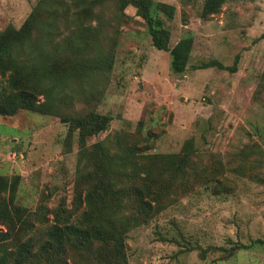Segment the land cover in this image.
<instances>
[{"label":"rangeland","instance_id":"rangeland-1","mask_svg":"<svg viewBox=\"0 0 264 264\" xmlns=\"http://www.w3.org/2000/svg\"><path fill=\"white\" fill-rule=\"evenodd\" d=\"M38 1L0 0V30L19 28ZM50 1L67 11L59 38H68L65 24L74 29L78 16L98 32L103 50L97 54H114L108 72L73 84L78 98L64 110L67 117L94 112L109 118L104 132L86 139L87 149L101 142L113 153L118 133L139 147L146 143L148 154H178L189 141L198 170L214 161L223 166L225 189L195 179L182 188L174 183L162 210L127 234L128 264H264V0H226L212 13L206 0H151L152 14L170 32L169 48L192 38L183 74L170 70L169 53L153 47L132 6L122 13L119 0H103L87 14L83 4L97 0ZM158 5L173 7L171 18ZM209 61L225 69H197ZM79 136L56 116L0 115V177H18L14 205L26 208L35 225L36 213L51 220L60 202L74 210ZM11 194L1 191L6 201ZM9 242L4 251L11 250ZM234 245L247 248L226 258Z\"/></svg>","mask_w":264,"mask_h":264},{"label":"trees","instance_id":"trees-1","mask_svg":"<svg viewBox=\"0 0 264 264\" xmlns=\"http://www.w3.org/2000/svg\"><path fill=\"white\" fill-rule=\"evenodd\" d=\"M101 1H87L82 6L84 13L89 14ZM224 1L206 0L205 7L210 13L216 12ZM129 6L145 22L153 47L169 53L170 70L183 74L192 38H183L169 48L170 32L164 21L152 14V1L119 0L122 13ZM158 6L162 14L171 18L173 7ZM64 17L67 19V11L61 4L39 0L19 28L8 25L0 30V115L26 110L56 116L69 125L71 132L79 130L80 135L73 211L60 202L51 220L36 213L40 218L35 225L26 208L14 205L18 177L8 182L0 177V264H128L127 234L162 210V202L176 188L175 182L179 181V188L190 179L215 190L226 188L219 180L222 164L214 161L198 170L191 158L193 147L189 141L178 154H148L149 148L143 142L146 139L141 140L144 145L139 147L136 141L118 133L113 153L101 142L86 148V139L104 132L109 118L94 112H87L84 117H67L64 110L73 108L78 98L73 84L81 87V79L92 72H108L114 54H97L103 50L96 39L98 32L94 35L91 27L77 21L78 16L75 30L66 23L68 38H59ZM210 67L225 69L217 61L197 69ZM235 69L233 66L229 71ZM248 155L247 151L242 153L243 157ZM83 159L90 160V169L81 164ZM116 166L119 169L115 170ZM6 189L12 193L8 201L1 195ZM8 241L13 246L4 251L1 246ZM246 248L234 245L225 251L226 258Z\"/></svg>","mask_w":264,"mask_h":264}]
</instances>
